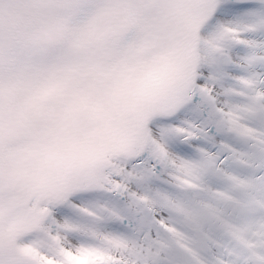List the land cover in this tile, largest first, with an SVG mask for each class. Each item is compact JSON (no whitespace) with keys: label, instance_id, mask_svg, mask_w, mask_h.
Segmentation results:
<instances>
[{"label":"snow or ice","instance_id":"1","mask_svg":"<svg viewBox=\"0 0 264 264\" xmlns=\"http://www.w3.org/2000/svg\"><path fill=\"white\" fill-rule=\"evenodd\" d=\"M0 264H264V0H0Z\"/></svg>","mask_w":264,"mask_h":264}]
</instances>
